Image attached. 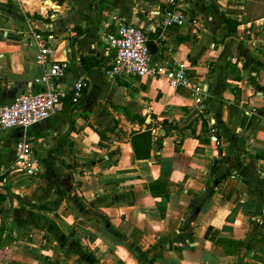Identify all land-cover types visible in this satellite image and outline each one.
Segmentation results:
<instances>
[{"label":"crops","instance_id":"1","mask_svg":"<svg viewBox=\"0 0 264 264\" xmlns=\"http://www.w3.org/2000/svg\"><path fill=\"white\" fill-rule=\"evenodd\" d=\"M119 21L147 33L153 64L184 62L201 101L164 76L108 75ZM33 33L68 64L65 105L0 129V264H264V0H0V104L41 88ZM25 133L35 175L15 162Z\"/></svg>","mask_w":264,"mask_h":264},{"label":"built area","instance_id":"2","mask_svg":"<svg viewBox=\"0 0 264 264\" xmlns=\"http://www.w3.org/2000/svg\"><path fill=\"white\" fill-rule=\"evenodd\" d=\"M185 16L181 13L167 12V23L181 24ZM32 39L38 48L39 59L47 65L37 79L41 88L34 92H23L8 104H0V129L20 127L24 130L33 124L47 120L64 108L66 93L57 88V79L68 69L65 61L53 60L54 40L50 35L33 33ZM103 39L110 52L111 59L106 65L108 75L116 77H156L164 76L171 85L189 84L200 102L203 87L197 83H189L184 62L156 65L151 62L149 36L141 28L124 21H119L114 28H109ZM89 78L80 75L72 89V101L78 103L89 88ZM37 141L24 134L14 145L15 162L26 175H35L40 166L35 155Z\"/></svg>","mask_w":264,"mask_h":264},{"label":"trees","instance_id":"3","mask_svg":"<svg viewBox=\"0 0 264 264\" xmlns=\"http://www.w3.org/2000/svg\"><path fill=\"white\" fill-rule=\"evenodd\" d=\"M131 143H132L133 151L137 158H148L149 157L150 147H151L150 131L134 133L131 137Z\"/></svg>","mask_w":264,"mask_h":264},{"label":"rangeland","instance_id":"4","mask_svg":"<svg viewBox=\"0 0 264 264\" xmlns=\"http://www.w3.org/2000/svg\"><path fill=\"white\" fill-rule=\"evenodd\" d=\"M260 7L259 6H257V7H255V8H253V10L255 11V12H257L258 11V9H259ZM250 9V8H249Z\"/></svg>","mask_w":264,"mask_h":264},{"label":"water","instance_id":"5","mask_svg":"<svg viewBox=\"0 0 264 264\" xmlns=\"http://www.w3.org/2000/svg\"><path fill=\"white\" fill-rule=\"evenodd\" d=\"M149 47H150V49H153V45L150 44Z\"/></svg>","mask_w":264,"mask_h":264}]
</instances>
